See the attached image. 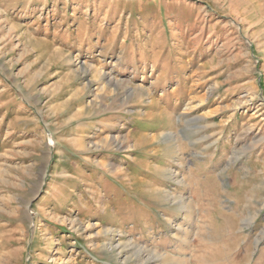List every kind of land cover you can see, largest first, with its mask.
Segmentation results:
<instances>
[{"label": "rangeland", "instance_id": "374dc122", "mask_svg": "<svg viewBox=\"0 0 264 264\" xmlns=\"http://www.w3.org/2000/svg\"><path fill=\"white\" fill-rule=\"evenodd\" d=\"M0 264H264V0H0Z\"/></svg>", "mask_w": 264, "mask_h": 264}]
</instances>
